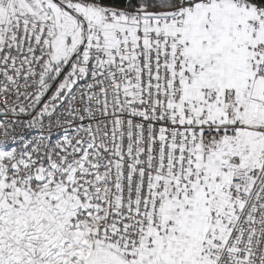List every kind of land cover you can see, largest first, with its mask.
Instances as JSON below:
<instances>
[{"label":"snow or ice","instance_id":"obj_1","mask_svg":"<svg viewBox=\"0 0 264 264\" xmlns=\"http://www.w3.org/2000/svg\"><path fill=\"white\" fill-rule=\"evenodd\" d=\"M0 264H264V0H0Z\"/></svg>","mask_w":264,"mask_h":264}]
</instances>
